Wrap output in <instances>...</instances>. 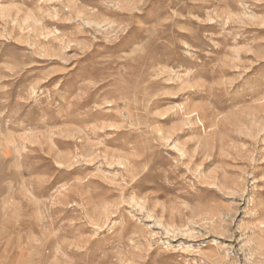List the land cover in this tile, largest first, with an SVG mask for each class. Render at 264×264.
I'll use <instances>...</instances> for the list:
<instances>
[{
  "label": "rangeland",
  "instance_id": "1",
  "mask_svg": "<svg viewBox=\"0 0 264 264\" xmlns=\"http://www.w3.org/2000/svg\"><path fill=\"white\" fill-rule=\"evenodd\" d=\"M0 264H264V0H0Z\"/></svg>",
  "mask_w": 264,
  "mask_h": 264
}]
</instances>
